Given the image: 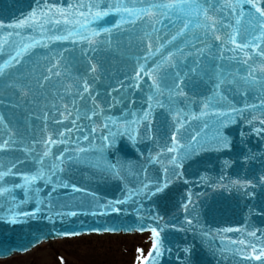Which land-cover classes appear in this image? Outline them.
<instances>
[{
	"label": "water",
	"instance_id": "obj_1",
	"mask_svg": "<svg viewBox=\"0 0 264 264\" xmlns=\"http://www.w3.org/2000/svg\"><path fill=\"white\" fill-rule=\"evenodd\" d=\"M98 2L0 0V48L7 52L15 44V55L22 44L30 46L11 75L0 77V143L13 141L0 150V171L9 173L0 187L10 190L0 194V258L66 232L106 233L108 227L110 234L149 232L145 258L153 239L161 255L148 264H264V256L255 259L264 252V133L254 131L264 120V88L260 77L252 86L240 79L256 50L205 40L194 25L177 44L180 51L168 47L172 64L161 63L160 52H167L155 50L175 35L169 20L176 17L153 11L129 18L116 8L79 6ZM105 3L121 12L141 7L135 0ZM96 11L112 14L96 20ZM208 15L230 22L219 6ZM59 35L65 38L57 40ZM216 35L224 38V32ZM7 58L0 53V62ZM262 66L261 58L252 63L253 69ZM169 73L180 74L178 87L161 80ZM214 91L224 97L219 103L241 111L224 107L201 116ZM197 131L201 136L192 141ZM110 132H119L114 143L103 139ZM174 134L187 150L179 167L172 163L177 154L166 150ZM101 145L103 153L96 150ZM37 156L43 157L45 177L25 185L23 177L41 166ZM116 159L125 167L106 170Z\"/></svg>",
	"mask_w": 264,
	"mask_h": 264
},
{
	"label": "snow or ice",
	"instance_id": "obj_2",
	"mask_svg": "<svg viewBox=\"0 0 264 264\" xmlns=\"http://www.w3.org/2000/svg\"><path fill=\"white\" fill-rule=\"evenodd\" d=\"M129 2H132V0H129ZM136 3H139L141 5L140 8H128L123 7V12H121L120 8L117 7L116 4H106L105 0H99L98 3L93 4H80L79 6L81 8H101V7H109V8H116L117 14L120 15H127L129 18H133L136 16H139L140 14H144L146 17L151 15L153 11L159 15H166V16H174L176 17V21L172 22L169 20V23H173V26L175 28V35L171 36V39H165L164 43L160 44V47L157 48L155 51L160 52V49H164L165 52H167V56H164V52H160V56L163 58L161 63H167L172 64L174 59V54L171 51H168V47L177 48V51H180V49L177 47L178 43L184 42L187 39L188 34L192 31L193 26L195 25L198 27L203 33H204V39H212L215 41H220L222 44L231 43L236 45L237 49H240L241 51L247 49L249 52L252 50H256L255 55L250 56L248 60L244 61L245 65H248V68L245 69L247 72V75L244 77H241L240 79L243 81V84L252 86L258 83L257 77H260L259 83L262 88H264V66H262L260 69H253L252 63L255 62L257 58L264 59V47H261V43L264 42V0H135ZM46 3V0H45ZM217 6H219V14L223 17V13L225 10L228 11V17H224V19H228L230 22L226 26L223 22V20L216 22L212 21L209 17V13L212 11H215L217 9ZM71 7V5H69ZM58 12H63V9H57ZM111 12H104V11H96L93 14V18L96 20H99L103 17L111 15ZM73 16L76 15V13H72ZM81 19H84V13H79ZM57 24L60 22L57 21ZM178 23L179 27H175V24ZM233 24L235 27H233ZM151 26V25H149ZM15 31V29H14ZM85 31V29L82 27L81 32ZM105 32L108 31V29H104ZM217 31L224 32V38L222 39L220 36L216 35ZM209 33L211 35H209ZM258 34V35H257ZM180 38L178 41L177 38ZM57 40L64 39L65 37L63 35H59L55 37ZM195 39L199 40L201 39L200 36H196ZM239 41V43L237 42ZM175 42V43H174ZM167 45V47H166ZM28 44H22L15 50V55L12 54L11 49L16 48L15 44H9L8 45V51L4 52L2 48H0V53L6 54L8 56L7 59L3 60V62H0V77H8L11 75V70L14 66V64H19L21 62V58L23 57L24 53L28 51L29 49ZM151 47V46H149ZM231 51V49H229ZM251 61V63H250ZM139 75V74H138ZM180 74L179 73H169L166 74L164 77H161V80L171 79L173 81L172 86L178 87L175 84V80L179 79ZM47 79V78H46ZM220 83H217L215 85L216 89L220 87ZM153 85L156 86L157 91L159 90V85L155 84V81H153ZM85 90H87V85H85ZM151 91V88L149 89ZM149 101L153 99L152 96H149L147 98ZM224 97H218L216 92L214 91L213 96L211 98H208L203 103L204 110L201 111V116H207L209 115L208 110L209 109H216V108H230L232 112L239 113L241 110L236 109L232 105L228 104L227 102L221 104L218 102V100H223ZM2 102V101H0ZM66 107V106H65ZM151 107V105H149ZM249 108H251L253 111L257 109V105H249ZM259 108L264 111V98H261V102L259 105ZM225 118L227 119V114H224ZM145 116H147V113H145ZM4 116L0 115V124L4 123ZM115 123L114 121H112ZM251 123V121H249ZM177 124L179 127H183L182 124H180L179 121H177ZM260 124L262 127L259 129H254L257 135H260L261 133H264V120L260 121ZM205 128L208 127L207 122L204 124ZM107 127V125H105ZM179 127L177 128V131H179ZM63 136V133L60 134ZM119 135V132L112 133L110 132L107 137H104V140L110 141L112 143L115 142V137ZM201 136V133L199 131L196 132L195 135L191 136L192 141H197V138ZM131 138V135H130ZM50 139V138H49ZM173 146L168 147L166 150L168 153H176L177 155L173 157L172 163L179 167V160H183L185 156L187 155V150L184 148L183 145L179 143L177 140L176 135L174 134L172 136ZM10 142H13L11 139L4 140L2 143H0V150H4L5 146L8 145ZM53 143H55L53 141ZM225 146H227L225 144ZM179 149V151H178ZM97 151H100L103 153L105 150V146L101 145L99 149H96ZM84 149H80V152H84ZM183 153V154H181ZM70 154V158H71ZM44 157L47 156V152L43 154ZM178 157V158H177ZM37 161L40 163V168H37L34 174L31 175H25L23 177L25 181V185H29L31 182L36 181L38 179H43L45 177V173L42 171L43 165V157L37 156ZM59 159V158H57ZM125 167L123 164H121L119 159H116L114 163H108L106 170L116 172L118 169ZM51 171V168L49 169ZM8 172L0 171V181H4L5 177L8 175ZM145 188L148 187V185H144ZM75 188V186H73ZM161 189L157 186L156 191H160ZM10 191L9 189L5 187H0V194H3L5 192ZM76 191H80L79 189H76ZM154 194V193H153ZM124 201H117L116 203H123ZM187 210V209H186ZM113 211L119 212V208H114ZM72 215H76V213H72ZM191 223V221H189ZM113 229L105 227L103 228V231H112ZM141 230H143V225L141 226ZM92 231L99 232L101 229L96 228L92 229ZM153 236L158 237L159 233L155 228L151 229ZM79 233L71 232V233H64V235L67 236H74L78 235ZM55 235V233H53ZM253 236H255V233H252ZM153 246L152 249L148 252V257L145 258L143 256V249H137V253L139 254L137 257L136 264H148V260L153 255H161L159 249H158V242L156 239H153L152 242ZM264 256V252L261 253L260 256H255L256 260H261V257ZM61 264H63V260L61 258Z\"/></svg>",
	"mask_w": 264,
	"mask_h": 264
},
{
	"label": "rangeland",
	"instance_id": "obj_3",
	"mask_svg": "<svg viewBox=\"0 0 264 264\" xmlns=\"http://www.w3.org/2000/svg\"><path fill=\"white\" fill-rule=\"evenodd\" d=\"M132 237L93 238L88 235L59 239L50 243L55 246L44 243L27 253L0 260V264H61V258L63 264H136L137 249H143L145 253L149 236ZM97 254L102 258L96 257Z\"/></svg>",
	"mask_w": 264,
	"mask_h": 264
},
{
	"label": "bare ground",
	"instance_id": "obj_4",
	"mask_svg": "<svg viewBox=\"0 0 264 264\" xmlns=\"http://www.w3.org/2000/svg\"><path fill=\"white\" fill-rule=\"evenodd\" d=\"M82 250H85V249H81V251H82ZM97 253H98V251H97ZM88 254H89V253H88ZM117 256H118V255H117ZM89 257H90V256H89ZM96 257H98V258H100V259L102 258L101 254H99V255L97 254ZM119 259H120V257H119Z\"/></svg>",
	"mask_w": 264,
	"mask_h": 264
}]
</instances>
